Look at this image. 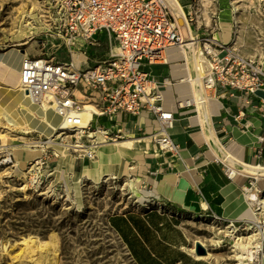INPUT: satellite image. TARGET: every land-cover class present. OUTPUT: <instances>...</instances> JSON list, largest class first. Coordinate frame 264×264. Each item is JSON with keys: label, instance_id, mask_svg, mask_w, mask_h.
<instances>
[{"label": "built area", "instance_id": "obj_1", "mask_svg": "<svg viewBox=\"0 0 264 264\" xmlns=\"http://www.w3.org/2000/svg\"><path fill=\"white\" fill-rule=\"evenodd\" d=\"M51 1L59 22L57 34L62 41L59 48L64 46L70 60L59 61L55 57L25 52L19 75L20 88L39 106L51 107L61 121L51 136L30 143L43 150L24 168L28 187L39 195L66 203L71 201V187L56 178L58 169L52 161L65 152L92 160L101 144L125 137L121 128L112 131L99 124L100 117L116 121L121 114L135 116L147 112L157 129L138 138H151L159 151L178 153L179 145L171 134L175 114L166 108L161 90V86L171 80L169 77L156 80L146 69L148 65L167 63V51L171 48L189 50V43L200 45L203 60L198 69L208 98L244 97L246 106L251 103V96L264 90V60L241 54L233 40V43L222 41L194 30V36H185L169 0ZM193 16L187 15L189 24L194 21ZM101 33L114 40L115 48L111 49L106 61L89 65L91 47L99 43L97 38ZM81 53L85 59L76 60L74 55ZM190 80V75L180 79L182 82ZM258 102L264 115V99L260 98ZM176 105L179 109L192 107L198 114L194 98L178 99ZM243 114L235 115V120L239 121ZM5 147L0 166L19 169L20 161L15 158L13 149L8 145ZM216 162L223 165L231 179L241 172L240 168L221 158H216ZM261 177L247 174L242 187L244 196L257 194L256 199L245 197L251 217L224 219L214 213L211 215L219 244L229 247L232 254L241 253L236 249L234 239L240 242L243 236L259 232L257 237L262 241V247L255 260L258 264H264V185L260 182ZM151 202V199L144 202V207L163 209L162 204Z\"/></svg>", "mask_w": 264, "mask_h": 264}, {"label": "crops", "instance_id": "obj_2", "mask_svg": "<svg viewBox=\"0 0 264 264\" xmlns=\"http://www.w3.org/2000/svg\"><path fill=\"white\" fill-rule=\"evenodd\" d=\"M180 1L187 15L194 13L197 15L199 27L204 26L203 20H207L205 14L209 15V19H216L217 12H220L221 15L217 18L221 27L214 33L217 39L230 41L237 34L229 15H225L227 9L222 7V2L226 0ZM216 4L221 8L216 7ZM224 19L228 22L227 27H224ZM199 29L198 33L210 34L207 26ZM170 50L173 48L167 51V63L148 65L146 69L156 80L165 77L171 80V83L161 86V90L164 93L166 108L174 112L175 121H178L182 130V132L171 130L179 145L178 153L159 151L151 138H138L157 129V124L147 112L135 116L121 114L116 121H110L106 117L99 118V124L111 128L112 131L122 129L125 137L117 142L133 139L139 144L137 147L132 146L134 153L131 158L125 159L120 175L116 176V178L126 176L128 179L125 180L126 183L138 182V190L135 193L126 191L125 208L111 214L109 224L122 240L135 264H209L207 255H198L192 250L200 240L192 237L187 224L200 220L203 223H211L213 213L224 219L243 218L248 204L246 207V203L243 202L242 187L247 178L239 179V175H236L231 179L226 175L223 165L216 162L214 153L211 152L212 144L201 137L195 109L177 107L178 99L188 98L179 90V86L186 82L180 81L187 76L184 65L186 62L184 58H172ZM11 54L7 53L6 63L12 69H16L19 76L25 53L21 52V57L17 55V61L13 64L8 62L10 58H15V55ZM0 83L5 84L2 80ZM169 92L172 104L168 102ZM260 98L264 99V90H258L251 96V103L246 106L244 97L225 99L211 97L208 104L211 128L222 147L236 158L254 164H264V115L259 109ZM238 113L244 114L236 121L235 115ZM243 133L253 139L244 142L241 138ZM107 143L114 142L108 141L103 144ZM103 144L97 148L96 156L92 160L77 158L70 153H67L68 156L64 159L66 153L54 159L52 164L58 169L56 178L67 182L68 186L75 190L76 184L71 173L73 174V171L82 173L84 167L93 168ZM42 151V148L29 151L27 162L40 156ZM30 152H33L31 157ZM14 155L18 160L15 153ZM69 156L73 162H68ZM238 166L239 164H236L237 168ZM115 175L113 173L110 176ZM80 177L98 183L103 176L100 180L88 178L83 174ZM150 199L151 203L162 204L163 209L157 206L145 208L144 202Z\"/></svg>", "mask_w": 264, "mask_h": 264}, {"label": "rangeland", "instance_id": "obj_3", "mask_svg": "<svg viewBox=\"0 0 264 264\" xmlns=\"http://www.w3.org/2000/svg\"><path fill=\"white\" fill-rule=\"evenodd\" d=\"M216 7L221 8L218 4ZM222 7L227 9L225 15H229L234 31H237L235 42L233 38L230 40L233 45L241 54L264 60V0H226ZM205 15L207 20L203 23L209 29V36L216 38L214 33L221 27L220 23L216 25L217 16L221 14L218 11L216 19ZM58 24L51 0H0V54L14 47L15 50L9 53L15 58L8 60L12 64L16 63L17 55L21 57V52L55 57L59 61L70 60L64 46L59 48L62 41L57 34ZM223 24L227 27L226 19ZM191 26L197 34L199 28L204 27H199L195 13ZM183 34L186 36L185 32ZM97 39L99 43L91 47L89 65L106 61L115 43L103 33ZM28 40L30 42L25 43ZM18 111L24 117L22 107ZM34 116L38 117L36 112ZM24 120L21 124L0 109V159L6 145L17 156V149L32 150L35 147L30 143L46 136ZM26 163L27 159L20 161L19 169L14 170L10 166H0V264H135L109 224L110 215L126 206V190L123 189L126 176L107 182L102 178L99 184L84 177L79 206L76 189L71 188V201L67 203L39 195L30 186L26 191L19 190L28 184L24 175ZM200 221L187 224L192 237L206 243L219 262L224 257L233 263L229 247L213 244L212 239L217 238V234L211 223ZM24 236L47 239L50 248L39 249L30 257L25 244L18 243ZM212 262L217 263L209 257V264Z\"/></svg>", "mask_w": 264, "mask_h": 264}, {"label": "bare ground", "instance_id": "obj_4", "mask_svg": "<svg viewBox=\"0 0 264 264\" xmlns=\"http://www.w3.org/2000/svg\"><path fill=\"white\" fill-rule=\"evenodd\" d=\"M176 19L177 24L181 28L183 32L186 33V36H194L193 28L191 24L188 23L187 19V12L185 10L184 5L180 0H169ZM235 38H233L234 41ZM30 40L26 41L25 43H29ZM235 42V41H234ZM190 47L189 50L184 49H174L170 50L171 57L172 58H186L185 69H186V75L191 77L190 81L183 82L181 86H179V90L186 94V96L190 98H194V101L196 103V109L198 111V116L196 118L200 130H201V137H203L204 141L209 142L212 144L211 152L214 153V157L221 158L224 161H228L232 166L236 167V164L242 166L240 168V174L239 179L243 180L246 178L247 174H256L259 176H263L260 178V182L264 183V164H254L249 163L246 161H242L235 156L231 154L230 151L224 149L222 147V144L217 139L212 126V121L210 117V112L208 108L209 104V98L206 94L202 74L200 73V70L198 69L200 62L203 60L202 50L199 44H188ZM14 48V47H13ZM11 48L8 50V52L0 54V80L4 81L5 84L0 83V109H3L6 111L10 116H12L14 119L19 121L21 124L25 122L24 119L28 122V125L36 130L42 131L44 134L51 136L55 129L60 125L61 121L59 116L56 114V112L51 107H42L33 102L30 98V96L24 92L20 86H19V76L17 75L18 71L16 69H12L7 63V53L10 51H14L15 49ZM115 48V45L112 44V49ZM238 49V47H236ZM76 60H83L85 59V56L83 53L81 54H75L74 55ZM185 84V85H184ZM169 97V104L173 103L172 96L170 95V92L167 94ZM23 109L24 117L22 114L18 111V108ZM91 108V106H89ZM34 112L37 113L38 117L34 116ZM172 132H182L178 121H174V125L172 127ZM244 142L251 141L253 138L245 136L243 133V136L241 137ZM7 143H4L6 145ZM139 144L135 142L133 139H129L127 141H121V142H114L113 144L107 143L103 144L101 148L98 151L96 160L94 162L93 168L90 167H84L83 172H75L73 171V174L71 173L73 180L76 184V194H77V203L80 206L81 205V194H82V184H81V177L83 175H87L88 178H92L95 180H100L101 177L105 179V181H108V179L111 177L113 173H115V177L120 175L121 169L123 167L124 161L126 158H131V155L134 153L132 146L137 147ZM142 145V144H141ZM214 147V148H213ZM29 151L31 149L27 148H19L17 149V157L18 161H24L29 157ZM34 151V150H33ZM30 152V157H31ZM66 153V152H65ZM64 153V154H65ZM34 156V154H32ZM68 155L67 153L64 155L63 159L66 158ZM229 157V158H227ZM68 162H73L72 157H68ZM237 168V167H236ZM70 169H71V163H70ZM102 175V176H101ZM102 180L98 181L101 182ZM264 185V184H262ZM139 183L132 181L125 184L124 188L126 191L135 193L138 190ZM19 190L26 191L28 189V185L25 184L21 188H18ZM81 191V194H80ZM245 197H251L253 199L257 198V194L255 193H249L248 196L243 195V202H247ZM247 212L243 213V217H251V210L247 207ZM212 228H215L213 224H211ZM228 229H225V232H227ZM254 231L257 230L253 229ZM259 232L255 233L251 236H243V240L237 241V239H234L235 241V247L238 249L241 253H234L230 255V258H233L236 262H229L228 259H225L222 257L223 263L218 260L216 256L211 252L210 248L207 246L206 243L203 241H197L200 242L206 249H207V257L212 258L213 260H216L217 263L212 264H257L255 262L258 253L260 252V249L262 247V241L257 237ZM235 238V237H233ZM212 242L216 247H222L220 243V239L213 238ZM18 243L25 244V248L29 252L30 257L36 254L37 250L39 249H49L50 248V242L47 239H41L40 237H33V236H24L22 241H18ZM194 251V248L192 249ZM229 258V259H230ZM34 260L37 259L33 258ZM264 263V259L262 260Z\"/></svg>", "mask_w": 264, "mask_h": 264}, {"label": "water", "instance_id": "obj_5", "mask_svg": "<svg viewBox=\"0 0 264 264\" xmlns=\"http://www.w3.org/2000/svg\"><path fill=\"white\" fill-rule=\"evenodd\" d=\"M195 252L198 255H207V249L200 242L195 244Z\"/></svg>", "mask_w": 264, "mask_h": 264}]
</instances>
